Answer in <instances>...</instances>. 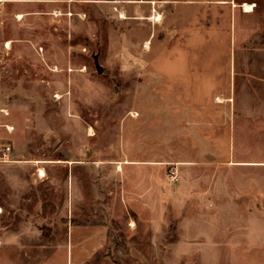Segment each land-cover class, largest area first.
Segmentation results:
<instances>
[{
  "label": "rangeland",
  "instance_id": "obj_1",
  "mask_svg": "<svg viewBox=\"0 0 264 264\" xmlns=\"http://www.w3.org/2000/svg\"><path fill=\"white\" fill-rule=\"evenodd\" d=\"M192 1L145 38L0 0V264H264V0Z\"/></svg>",
  "mask_w": 264,
  "mask_h": 264
},
{
  "label": "crops",
  "instance_id": "obj_2",
  "mask_svg": "<svg viewBox=\"0 0 264 264\" xmlns=\"http://www.w3.org/2000/svg\"><path fill=\"white\" fill-rule=\"evenodd\" d=\"M4 1V0H3ZM8 1V0H5ZM14 16L29 19L38 15L47 20L48 25H63L72 17L77 24L88 23L96 27L98 19L103 17L117 19L116 22L129 28L121 36H133L134 26L147 25L148 30L139 36H175L188 12L180 13V8L197 5L192 0H9ZM230 6L237 7L229 0ZM242 4V3H241ZM241 4L239 5L241 7ZM169 10V16L168 11ZM243 10V9H242ZM101 11V13H100ZM121 13V14H120ZM123 15V17H121ZM159 17V20L157 18ZM169 18V19H168ZM152 25L150 21H152ZM168 19V20H167ZM181 21V23H180ZM54 29V28H53Z\"/></svg>",
  "mask_w": 264,
  "mask_h": 264
},
{
  "label": "bare ground",
  "instance_id": "obj_3",
  "mask_svg": "<svg viewBox=\"0 0 264 264\" xmlns=\"http://www.w3.org/2000/svg\"><path fill=\"white\" fill-rule=\"evenodd\" d=\"M252 4H250V3H243L242 4V8H243V10L244 11H246V12H249V11H251L252 10ZM121 14V13H120ZM22 17V15L21 14H17L16 15V18H18V19H20ZM121 17H123V15H121ZM157 20H159V17L157 18ZM147 43L148 42H146V45H145V47L147 48L148 46H147ZM5 46L8 48L9 47V41H6V44H5ZM218 101V100H217ZM57 162H59V161H57ZM44 173H43V171H40V175H43Z\"/></svg>",
  "mask_w": 264,
  "mask_h": 264
},
{
  "label": "built area",
  "instance_id": "obj_4",
  "mask_svg": "<svg viewBox=\"0 0 264 264\" xmlns=\"http://www.w3.org/2000/svg\"><path fill=\"white\" fill-rule=\"evenodd\" d=\"M6 150H9V147H8V146H6ZM6 153H7V152L2 151L1 154H0V159H4V158H6ZM2 157H3V158H2ZM5 160H6V159H5Z\"/></svg>",
  "mask_w": 264,
  "mask_h": 264
}]
</instances>
